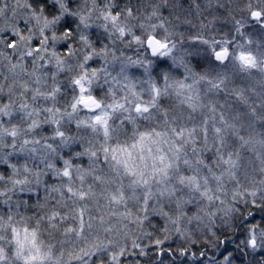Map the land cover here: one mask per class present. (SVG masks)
<instances>
[{"label":"snow or ice","instance_id":"snow-or-ice-1","mask_svg":"<svg viewBox=\"0 0 264 264\" xmlns=\"http://www.w3.org/2000/svg\"><path fill=\"white\" fill-rule=\"evenodd\" d=\"M0 264H264V0H0Z\"/></svg>","mask_w":264,"mask_h":264}]
</instances>
